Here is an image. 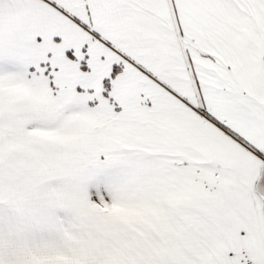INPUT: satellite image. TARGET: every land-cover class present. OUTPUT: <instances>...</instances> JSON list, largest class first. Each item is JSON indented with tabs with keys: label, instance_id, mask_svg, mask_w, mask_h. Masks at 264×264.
I'll use <instances>...</instances> for the list:
<instances>
[{
	"label": "snow or ice",
	"instance_id": "snow-or-ice-1",
	"mask_svg": "<svg viewBox=\"0 0 264 264\" xmlns=\"http://www.w3.org/2000/svg\"><path fill=\"white\" fill-rule=\"evenodd\" d=\"M0 264H264V0H0Z\"/></svg>",
	"mask_w": 264,
	"mask_h": 264
}]
</instances>
